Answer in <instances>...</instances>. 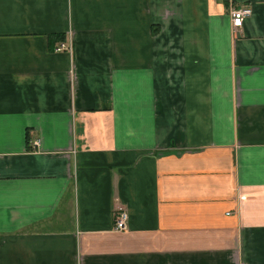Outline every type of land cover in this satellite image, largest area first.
<instances>
[{
	"label": "crops",
	"instance_id": "obj_1",
	"mask_svg": "<svg viewBox=\"0 0 264 264\" xmlns=\"http://www.w3.org/2000/svg\"><path fill=\"white\" fill-rule=\"evenodd\" d=\"M0 264H264V0H0Z\"/></svg>",
	"mask_w": 264,
	"mask_h": 264
},
{
	"label": "built area",
	"instance_id": "obj_2",
	"mask_svg": "<svg viewBox=\"0 0 264 264\" xmlns=\"http://www.w3.org/2000/svg\"><path fill=\"white\" fill-rule=\"evenodd\" d=\"M253 10L250 6H231L230 16L234 28H242L245 18L251 16ZM73 46L65 41L59 42L55 51H72ZM129 214L125 207L119 206L114 212V229L123 231L128 228Z\"/></svg>",
	"mask_w": 264,
	"mask_h": 264
},
{
	"label": "trees",
	"instance_id": "obj_3",
	"mask_svg": "<svg viewBox=\"0 0 264 264\" xmlns=\"http://www.w3.org/2000/svg\"><path fill=\"white\" fill-rule=\"evenodd\" d=\"M59 39H63V38L60 36V37H58L56 40H59Z\"/></svg>",
	"mask_w": 264,
	"mask_h": 264
}]
</instances>
